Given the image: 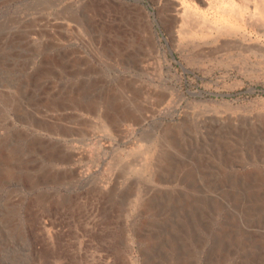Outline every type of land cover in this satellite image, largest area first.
Instances as JSON below:
<instances>
[{
	"label": "rangeland",
	"instance_id": "obj_1",
	"mask_svg": "<svg viewBox=\"0 0 264 264\" xmlns=\"http://www.w3.org/2000/svg\"><path fill=\"white\" fill-rule=\"evenodd\" d=\"M263 5L0 0V264H264Z\"/></svg>",
	"mask_w": 264,
	"mask_h": 264
},
{
	"label": "bare ground",
	"instance_id": "obj_2",
	"mask_svg": "<svg viewBox=\"0 0 264 264\" xmlns=\"http://www.w3.org/2000/svg\"><path fill=\"white\" fill-rule=\"evenodd\" d=\"M262 1V0H261ZM260 2V0H259ZM264 6V5H263ZM130 8V7H129ZM135 9V8H134ZM230 10V9H229ZM135 12V11H134ZM134 14L130 9L129 10H126V9H123L122 12L119 14L120 16L117 17V19H119V21L117 22L120 26H123L124 28H127V29H130V30H133L132 29V26H133V18L131 17V15ZM135 15L137 16V18L139 19L141 14L139 13H135ZM139 16V17H138ZM135 18V17H134ZM116 19V20H117ZM115 20V19H114ZM229 22V21H228ZM142 29V28H141ZM217 194V193H216Z\"/></svg>",
	"mask_w": 264,
	"mask_h": 264
}]
</instances>
